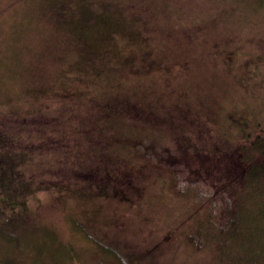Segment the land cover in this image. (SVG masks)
<instances>
[{
    "label": "rangeland",
    "instance_id": "rangeland-1",
    "mask_svg": "<svg viewBox=\"0 0 264 264\" xmlns=\"http://www.w3.org/2000/svg\"><path fill=\"white\" fill-rule=\"evenodd\" d=\"M117 83L186 105L198 138L221 146L263 130L264 0H0V131L23 140V170L67 165L73 153L49 137L60 107L74 102L79 119ZM151 171L115 200L88 187L1 201L0 264H218L216 247L189 246L191 209Z\"/></svg>",
    "mask_w": 264,
    "mask_h": 264
},
{
    "label": "trees",
    "instance_id": "trees-1",
    "mask_svg": "<svg viewBox=\"0 0 264 264\" xmlns=\"http://www.w3.org/2000/svg\"><path fill=\"white\" fill-rule=\"evenodd\" d=\"M150 98L124 92L117 83L102 89L91 111L79 119L74 120V102L60 107L67 120L59 127L56 123L57 136L49 137L73 154L64 159L67 165L56 164L47 176L23 170V140L0 131V202L15 210L34 192L88 187L115 200L128 195L130 184L144 185L142 174L154 169L166 178L171 197L191 209L184 238L194 252L216 247L218 264H264V129L221 146L198 138L195 115L186 105L175 101L156 106ZM167 112L178 122H171ZM83 149L88 153L80 157Z\"/></svg>",
    "mask_w": 264,
    "mask_h": 264
}]
</instances>
